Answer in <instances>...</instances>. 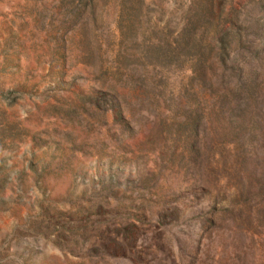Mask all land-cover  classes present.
Listing matches in <instances>:
<instances>
[{"label":"rangeland","instance_id":"374dc122","mask_svg":"<svg viewBox=\"0 0 264 264\" xmlns=\"http://www.w3.org/2000/svg\"><path fill=\"white\" fill-rule=\"evenodd\" d=\"M0 264H264V0H0Z\"/></svg>","mask_w":264,"mask_h":264}]
</instances>
